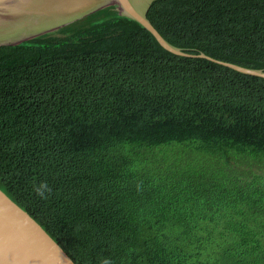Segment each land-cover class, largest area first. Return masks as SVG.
<instances>
[{
  "label": "trees",
  "instance_id": "16d2710c",
  "mask_svg": "<svg viewBox=\"0 0 264 264\" xmlns=\"http://www.w3.org/2000/svg\"><path fill=\"white\" fill-rule=\"evenodd\" d=\"M148 18L264 70V0H154ZM0 188L76 264H264V77L168 51L116 2L2 44Z\"/></svg>",
  "mask_w": 264,
  "mask_h": 264
},
{
  "label": "water",
  "instance_id": "95a60500",
  "mask_svg": "<svg viewBox=\"0 0 264 264\" xmlns=\"http://www.w3.org/2000/svg\"><path fill=\"white\" fill-rule=\"evenodd\" d=\"M154 0H0V45L16 44L60 28L111 2L122 15L145 26L168 51L202 57L242 73L264 77V70L244 67L204 53L185 52L170 43L148 18ZM0 264H76L68 253L26 210L0 188Z\"/></svg>",
  "mask_w": 264,
  "mask_h": 264
},
{
  "label": "clouds",
  "instance_id": "9594fccd",
  "mask_svg": "<svg viewBox=\"0 0 264 264\" xmlns=\"http://www.w3.org/2000/svg\"><path fill=\"white\" fill-rule=\"evenodd\" d=\"M33 191L42 199H44L47 198L46 193L51 192V188L49 187L46 181H42L38 185L33 186ZM103 264H110V261L108 259H105L103 261Z\"/></svg>",
  "mask_w": 264,
  "mask_h": 264
}]
</instances>
